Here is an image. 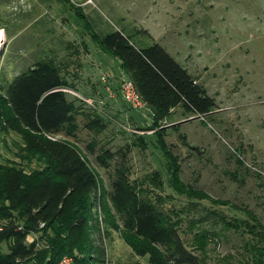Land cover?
<instances>
[{
	"label": "rangeland",
	"instance_id": "rangeland-1",
	"mask_svg": "<svg viewBox=\"0 0 264 264\" xmlns=\"http://www.w3.org/2000/svg\"><path fill=\"white\" fill-rule=\"evenodd\" d=\"M118 30L139 47L157 43L169 51L216 109L197 116L179 108L154 124L148 107L131 108L118 92L120 76H128L105 62L119 60L96 42ZM0 31L2 93L39 61L59 69L76 127L54 138L87 160L118 226L109 195L116 169L126 168L203 264H254L251 235L240 225H252L253 216L264 225V0H0ZM106 75L108 84L101 82ZM94 120L101 128H89ZM22 146L18 135L2 132L0 164L26 173L41 167L21 158ZM165 153L177 167L178 190L171 188ZM92 215V264H149L118 229H107L102 207ZM197 232L208 238L204 250L194 247ZM27 242L45 248L39 236Z\"/></svg>",
	"mask_w": 264,
	"mask_h": 264
},
{
	"label": "trees",
	"instance_id": "trees-1",
	"mask_svg": "<svg viewBox=\"0 0 264 264\" xmlns=\"http://www.w3.org/2000/svg\"><path fill=\"white\" fill-rule=\"evenodd\" d=\"M107 55L120 61L122 71L134 83L153 113L154 124L175 108L205 116L216 105L196 79L163 47L137 46L129 36L114 31L96 40ZM59 69L51 61H39L16 75L4 93L0 90V134L13 132L22 142L21 158L37 160L41 167L26 173L17 165L0 164V264H57L64 256L74 264L91 263V226L94 209H103L107 229H118L132 252L149 264H203L186 248L179 228L166 213L143 198L129 180L126 168H117L110 202L120 226L107 211L98 192V180L76 146L54 137L69 135L76 125L73 104L68 101ZM101 128L94 120L89 128ZM165 157L171 188L179 189L178 170ZM241 224L251 235L254 264H264V225L256 217ZM40 224H44L40 227ZM239 229V228H233ZM29 236L41 237L38 250ZM205 232L194 236L196 247L207 245ZM6 244L3 251L1 245Z\"/></svg>",
	"mask_w": 264,
	"mask_h": 264
},
{
	"label": "built area",
	"instance_id": "built-area-1",
	"mask_svg": "<svg viewBox=\"0 0 264 264\" xmlns=\"http://www.w3.org/2000/svg\"><path fill=\"white\" fill-rule=\"evenodd\" d=\"M110 75H106L105 77H101L102 83H109ZM109 97H113L115 94L110 89L109 85L105 88ZM118 92L121 94L123 100L133 109L142 110L147 109V105L142 100L140 94L138 93L134 83L124 74L120 76L119 90ZM84 101L94 107L93 100L90 98H84ZM44 224H40V227H43ZM4 221L0 217V231L3 229ZM57 264H74L72 257L64 256Z\"/></svg>",
	"mask_w": 264,
	"mask_h": 264
},
{
	"label": "crops",
	"instance_id": "crops-1",
	"mask_svg": "<svg viewBox=\"0 0 264 264\" xmlns=\"http://www.w3.org/2000/svg\"><path fill=\"white\" fill-rule=\"evenodd\" d=\"M119 31H121V32H123L122 30H119ZM124 33V32H123ZM125 34V33H124ZM166 51V50H165ZM167 52V51H166ZM172 58H173V55L168 51L167 52ZM104 59V58H103ZM174 59V58H173ZM104 60H106V59H104ZM105 62H107V64H110L111 63V67L113 66V65H115L117 68H118V70L120 69V67H119V65H120V61H114V60H107V61H105ZM183 68H185L186 70H187V72H188V74H190L191 76H193L192 74H191V72L187 69V67H185L184 65H181ZM178 110L179 108H175L174 110ZM173 110V111H174ZM172 111V112H173ZM171 112V113H172Z\"/></svg>",
	"mask_w": 264,
	"mask_h": 264
},
{
	"label": "bare ground",
	"instance_id": "bare-ground-1",
	"mask_svg": "<svg viewBox=\"0 0 264 264\" xmlns=\"http://www.w3.org/2000/svg\"><path fill=\"white\" fill-rule=\"evenodd\" d=\"M0 34H1V31H0Z\"/></svg>",
	"mask_w": 264,
	"mask_h": 264
},
{
	"label": "water",
	"instance_id": "water-1",
	"mask_svg": "<svg viewBox=\"0 0 264 264\" xmlns=\"http://www.w3.org/2000/svg\"><path fill=\"white\" fill-rule=\"evenodd\" d=\"M191 119V118H190Z\"/></svg>",
	"mask_w": 264,
	"mask_h": 264
}]
</instances>
